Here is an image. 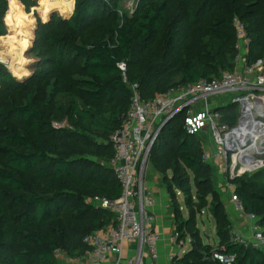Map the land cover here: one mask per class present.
<instances>
[{"label": "trees", "instance_id": "trees-1", "mask_svg": "<svg viewBox=\"0 0 264 264\" xmlns=\"http://www.w3.org/2000/svg\"><path fill=\"white\" fill-rule=\"evenodd\" d=\"M175 1L183 11L175 13ZM18 2L23 5L17 13H22L21 20L7 25L9 0H0V51L27 41L34 61L30 70L21 60L11 64L15 73L26 70L29 75H15L0 62V264H60L63 254L86 261L93 249L85 238L115 221L90 200L116 201L122 196L111 166V138L128 116L132 87L138 86L144 101L155 97L142 95L152 78L133 74L142 62V51L162 31L159 44L176 42L177 36L165 28L179 18L188 26L184 34L188 44L177 64L168 68L178 80L171 88L220 80L236 69L235 18L251 41L249 62L264 60V0H141L134 16L124 21L113 18L116 3L104 0H76L68 18L50 12L40 16L39 0ZM20 26L24 28L19 31ZM2 52L6 59L8 51ZM121 63L127 66L129 83L119 69ZM159 88L160 83L153 92ZM220 111L230 125L235 123L234 105ZM176 122L182 135L177 134L174 151L158 152L165 149L161 133L159 149L150 156L163 176L173 173L166 186L176 232L181 240L189 234L192 238L191 250L174 264H222L213 259L219 251L237 255L235 264H264L263 252L232 241L233 227L223 205L212 209L220 244L214 250L202 241L197 214L207 207V197L214 196L211 164L203 159V136L188 135L183 117L164 129L173 133ZM82 167L88 169L85 174L77 171ZM235 181L240 182L235 195L245 213L258 217L264 233V168L231 180ZM177 192L185 197L188 220L182 219ZM194 204L198 206L193 208Z\"/></svg>", "mask_w": 264, "mask_h": 264}, {"label": "built area", "instance_id": "built-area-1", "mask_svg": "<svg viewBox=\"0 0 264 264\" xmlns=\"http://www.w3.org/2000/svg\"><path fill=\"white\" fill-rule=\"evenodd\" d=\"M234 26L238 56L233 73H225L220 80L212 82L201 80L180 86L149 101L142 99L138 86L132 87L134 96L128 116L122 129L111 138L114 147L111 166L122 186V196L116 201L101 197L93 200L95 206L109 212L115 221L107 229L85 238L94 257L89 256L80 263L102 264L103 257L117 255L116 264H146L145 250L152 260L158 258L160 235L153 227L155 219L151 212L156 200L145 187V173L154 143L169 121L183 117L184 130L191 136H203L208 131L216 151L211 156L205 152L203 159L208 163L218 158L231 163L230 180L264 166L261 157L264 150L261 145L264 141V60L249 62L251 41L238 18L234 19ZM119 69L127 81L126 64H119ZM231 104L238 112L233 125L220 111L221 107ZM231 203L238 217L248 221L252 235L249 241L241 240L238 231L233 229L232 241L263 251L264 233L258 225V217L245 213L236 195L231 197ZM178 237L177 234L175 239ZM134 242L139 244L136 255L123 259L126 246ZM213 259L222 264H235L238 257L219 251L213 254Z\"/></svg>", "mask_w": 264, "mask_h": 264}, {"label": "rangeland", "instance_id": "rangeland-1", "mask_svg": "<svg viewBox=\"0 0 264 264\" xmlns=\"http://www.w3.org/2000/svg\"><path fill=\"white\" fill-rule=\"evenodd\" d=\"M50 1H51L50 3L44 5V4H41L40 0H39L40 6L43 9V11L40 13V16L45 15V12H47L48 9H50L49 5H54V7L58 9V13L60 15L66 13L67 11L69 12L68 7L66 6V2H70L71 0L70 1L69 0H50ZM104 1H106L108 3L115 2L116 4L114 5V9L112 10L113 15H114L113 18H117L118 21H124L126 18H132L134 16V14L137 10V7H138L141 0H104ZM179 5H180L179 1H175V8L177 9V10H175V13H178L179 11H183L179 7ZM170 16H171V14H170ZM176 19H177L176 20L177 22L175 24L169 23V25L165 28V30H167V29L171 30L177 36L178 40L176 42L169 40L168 43L159 44L161 41L163 31L161 33L157 34L153 38L151 44L147 48H145V50L142 51L141 56H143V58L141 60L142 61L141 64L134 68V72H133L134 75H138V77H142V78H144L146 76H150L152 78V81H153L152 85L145 87V89H143V91H142V95L144 97L156 96V95L160 94L161 92L170 89L172 84L178 83L177 78L171 74V70H168V68L171 67L172 65L177 64L178 57L181 55V52L183 51V49L188 44V42H187L188 38H187V36L184 35L188 31V29H187L188 26H186L182 22H178L179 18H176ZM27 23H28L27 28L29 27V29L31 30L32 29V28H30L31 22L28 21ZM23 28H24V26H20L19 31L22 30ZM157 46H159V47H157ZM30 47H31V45L29 44V46L27 48H25L24 44L22 42L16 44L14 47L12 45L11 46L10 45L4 46L0 51V60H4L6 65L11 69V71L15 75H22L24 72H27L26 70H30L29 68L31 67V64L34 61V58L28 54ZM10 49H12V51L9 53ZM2 51H5V52L8 51V55H7L8 57L6 59L2 58V56H3L2 54L4 53ZM150 52L152 53L151 55H149ZM147 55H149V57H147ZM19 60L27 61V62L23 63L26 70L22 73H15L11 68V64L18 62ZM156 73H160V74L158 76H156ZM159 77L160 78L163 77V79L165 81L161 82L159 80L160 79ZM127 79H128V76L126 74V80ZM127 83H129L128 80H127ZM158 83H160V88L157 90V92H153L154 87ZM114 97H116V94H114ZM106 105L108 108L113 107V103H111V102H109V103L107 102ZM54 125H55V128H58V129L61 126L59 124H54ZM173 127L174 128H172V129H174V131H173L174 134L171 133V130L167 131V129H163V132H162L160 137H161V139H164V141L162 143H164L163 145L165 146V149L158 150L159 153H168V152L174 151V148H175L174 143H175L176 137L178 136L177 134L182 135V132L180 131L181 128H180L179 122H176ZM165 128H167V127H165ZM207 130H209V129H207ZM202 135H203V138H205V139L202 138L203 139V146L205 148V152L211 156L216 151L214 141H212V139L210 137V133L208 131ZM159 139L156 140V142L154 143V146H153L154 148H152V150H151V155H153L155 153V149H159V144H158ZM161 139H160V141H161ZM211 160H213V158ZM210 164H211L210 175L212 176L211 179H212V187H213L214 196L209 195L207 197V201H208L207 207L204 208V210L202 212H199L197 214V226H196V228L200 232V235H201V238H202V241L204 242V244H206L207 246H210L212 249L215 250V249H217L221 240L217 234V219L215 216H213L212 209L215 210V209H217L218 206L223 205L224 211L228 214V211H229L228 207H230V206L233 207V205L230 203L231 197L236 194V188L239 186L240 182L235 181L232 183L230 180L229 175H230V170H231V166H232L231 163H226V161L224 159L218 158V159L212 161V163H210ZM263 168H264V166L261 167L260 169H263ZM260 169H258V170H260ZM258 170H255L254 172H256ZM77 171H78V173H84L85 174L88 171V169L82 167V168L77 169ZM254 172H252V173H254ZM248 174H251V173H248ZM173 177L174 176H173L172 172H169L167 177L163 176V174L155 167L154 159L151 158L149 161L148 167L146 169V173H145V187L147 189H149L147 187V183L149 181H152V182L154 181L157 186H159V187L164 186L167 190L166 182L168 180L172 179ZM251 177L252 176H248L247 177L248 180L251 179ZM245 180H247V179H245ZM192 187H193V201L196 203V201H197L195 198L196 189H195L194 185ZM176 196H177L178 202L180 204L181 211L183 213L182 219L184 221L188 220L189 219V209L185 205V197L183 194H181L179 192L176 193ZM90 203L93 204L94 201L90 200ZM214 205H217V206L215 207ZM195 206H198V205L194 204L193 208H195ZM230 210H231V212L235 213L234 208H231ZM228 216H230V215H228ZM240 225L241 226L238 229L239 231H238L237 235L241 238V240L245 239V241H249L250 235L247 233V225H242V223H240ZM232 227H233V224H232ZM243 227H246V228H243ZM259 227L263 231V227L262 226H259ZM233 229H234V227H233ZM185 231H186L185 233L188 235L189 234L188 230L186 229ZM187 238H188V241L191 243V248H192L191 235L189 234L187 236ZM188 245H187V247H188ZM261 252H263V254H264V250ZM58 260H59L60 264H84V262L77 263L76 262L77 260H73L65 254L60 255L58 257ZM78 262H80V261H78Z\"/></svg>", "mask_w": 264, "mask_h": 264}, {"label": "crops", "instance_id": "crops-1", "mask_svg": "<svg viewBox=\"0 0 264 264\" xmlns=\"http://www.w3.org/2000/svg\"><path fill=\"white\" fill-rule=\"evenodd\" d=\"M70 2H66V6L68 7L70 13L67 11L68 13L66 12L60 15L58 13V9L52 6L50 7V9H48L47 12H45V15L47 16L48 13L50 12V14L58 13L60 16L64 18H68L72 16V14L74 13L76 0L74 3V6L71 5V7H69ZM147 187L152 191L155 197V200H156L155 205L151 208V212L155 219L153 223V227L155 231L158 232L160 235V242L158 245V258L156 260H152L148 251L145 250V262L146 264H174V260L176 258L184 257L191 250V243L188 241V238L185 240H181L180 237L175 239L177 235L175 219H174V214L171 210L170 195L168 191L166 190V188L164 186L163 187L157 186L154 181L153 182L149 181L147 183ZM231 204L233 205V203ZM231 208H234V205L233 207L231 206L228 207V210H229L228 215H230L229 219L231 223L233 224L234 229L236 231H239L238 229L241 226L240 223H242V225H247V233L250 235V238H251L252 237L251 229H250V225L248 221L244 219H240L236 211H234L235 213L231 212L230 210ZM243 228H246V227H243ZM138 246L139 244L137 242L128 244L126 246V250L122 258L124 259V258L134 257L137 253ZM89 256L90 258L91 257L93 258L94 254L91 253ZM118 260H119V257L117 255H109V256L103 257L101 259V263L102 264H116ZM76 262L80 263L78 261Z\"/></svg>", "mask_w": 264, "mask_h": 264}, {"label": "clouds", "instance_id": "clouds-1", "mask_svg": "<svg viewBox=\"0 0 264 264\" xmlns=\"http://www.w3.org/2000/svg\"><path fill=\"white\" fill-rule=\"evenodd\" d=\"M46 0H40L41 4H45ZM75 0H71V4L74 6ZM54 6V5H49V7ZM9 7L10 11L5 15V23L7 25H12L13 20L15 19L17 21V24H19L21 20L22 13L20 15H17L18 12H20V9L23 8V5H20L18 0H9ZM36 9H33L35 11ZM23 19H27V17H23ZM47 17H45L46 21ZM24 47H28V42L24 41ZM3 62V61H0ZM27 61L21 60V63H25ZM30 73L24 72L23 75H29Z\"/></svg>", "mask_w": 264, "mask_h": 264}, {"label": "water", "instance_id": "water-1", "mask_svg": "<svg viewBox=\"0 0 264 264\" xmlns=\"http://www.w3.org/2000/svg\"><path fill=\"white\" fill-rule=\"evenodd\" d=\"M0 61H3V62H1L2 64H4V65H6V63H5V61L4 60H0ZM7 66V65H6ZM8 67V66H7ZM168 123H170V121L168 122ZM262 147H263V149H264V141L262 142ZM261 157H263L264 158V150H263V152H262V154H261Z\"/></svg>", "mask_w": 264, "mask_h": 264}, {"label": "bare ground", "instance_id": "bare-ground-1", "mask_svg": "<svg viewBox=\"0 0 264 264\" xmlns=\"http://www.w3.org/2000/svg\"><path fill=\"white\" fill-rule=\"evenodd\" d=\"M255 164V162H253ZM252 167L256 166V165H251Z\"/></svg>", "mask_w": 264, "mask_h": 264}]
</instances>
